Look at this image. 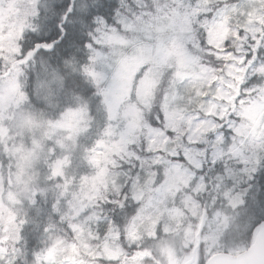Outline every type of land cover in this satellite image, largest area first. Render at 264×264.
Here are the masks:
<instances>
[{
  "label": "clouds",
  "instance_id": "9594fccd",
  "mask_svg": "<svg viewBox=\"0 0 264 264\" xmlns=\"http://www.w3.org/2000/svg\"><path fill=\"white\" fill-rule=\"evenodd\" d=\"M262 18L0 0V264H242L264 225Z\"/></svg>",
  "mask_w": 264,
  "mask_h": 264
},
{
  "label": "snow or ice",
  "instance_id": "6c2138e0",
  "mask_svg": "<svg viewBox=\"0 0 264 264\" xmlns=\"http://www.w3.org/2000/svg\"><path fill=\"white\" fill-rule=\"evenodd\" d=\"M262 22H264V18H262ZM225 31L227 32V30ZM243 33L244 30L242 29L236 38L239 39ZM120 79L122 80L123 78L120 77ZM121 88H123V84H121ZM134 89L135 84H133ZM242 264H264V225H260L256 229V236L253 239L252 248L245 254V259L242 261Z\"/></svg>",
  "mask_w": 264,
  "mask_h": 264
}]
</instances>
